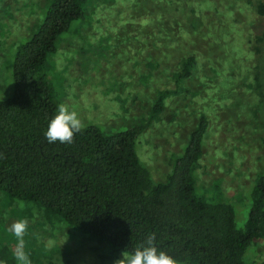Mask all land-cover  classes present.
<instances>
[{
  "label": "trees",
  "instance_id": "trees-1",
  "mask_svg": "<svg viewBox=\"0 0 264 264\" xmlns=\"http://www.w3.org/2000/svg\"><path fill=\"white\" fill-rule=\"evenodd\" d=\"M86 1L50 0L37 31L15 51L14 90L0 101V194L10 202L32 204L48 221L63 222L107 245L112 264L119 254L131 252L152 233L156 234L158 250L179 264H264V251L257 255L255 250L264 242V172L256 170L258 174L255 171L252 177L239 226L234 209L237 202L228 201L221 182L204 187L197 176L210 121L204 106L198 108L197 91L185 83L203 74L201 62H209L210 55H215L206 32L198 31L204 18L202 10L209 9L198 0H184L193 14L190 25L174 21L181 30L179 37L191 34L198 47L182 54L179 68L170 70L168 78L173 86L155 91L149 98L128 99L144 102L146 118L130 121L129 126L115 132L87 125L72 144L48 142L47 125L61 102L43 69L58 51L62 35L71 31L74 22L84 19ZM229 1L221 4L217 17L226 26L224 34L231 36L240 74H246L247 79V73L257 68L255 47L264 45V0ZM76 26L86 29L82 24ZM176 33L167 36L170 46L180 42ZM252 55V64H248ZM218 59L221 57L212 62ZM210 71L211 76L201 86L209 97L213 84L209 82H216L219 95L210 97V103L226 104V90L234 79L221 77L224 71L217 67L210 66ZM141 79L145 81L147 76ZM179 96L187 106L197 105L193 111L197 121L173 160L170 174L155 182L144 161L142 134L161 121L167 101ZM12 239L16 242L14 236ZM7 245L4 242L0 248V262L17 264Z\"/></svg>",
  "mask_w": 264,
  "mask_h": 264
},
{
  "label": "rangeland",
  "instance_id": "rangeland-1",
  "mask_svg": "<svg viewBox=\"0 0 264 264\" xmlns=\"http://www.w3.org/2000/svg\"><path fill=\"white\" fill-rule=\"evenodd\" d=\"M226 1H197L209 8L201 12L204 18L198 31L206 32L215 55L209 54L212 56L209 62L203 59L200 66L204 67V73L185 85L197 91L198 108L204 106L210 121L197 170L199 182L204 187L217 180L221 182L224 196L233 204L237 202L234 209L239 226L244 220L242 203L246 201L252 177L257 171L264 172V45L255 47L259 56L256 70L248 72L247 79L246 74L241 76L230 45L231 36L224 34L226 26L217 17V10L222 12L221 4ZM49 2L0 0V101L10 97L14 90L15 51L37 31ZM186 4L184 0H87L84 19L74 22L71 31L62 35L58 51L49 57L43 69L60 102L74 107L85 126L96 125L106 132L120 131L130 121L146 118L144 102L128 99L149 98L155 91L173 86L168 78L170 70L179 68L182 54L198 47L191 34L180 38L181 30L174 23L190 25L193 14ZM77 24L86 29H77ZM172 31L177 32L178 45L170 46L167 41ZM259 33L261 30L254 34ZM254 55L248 64H252ZM217 57L221 59L212 62ZM210 66L224 71L221 77L229 75L234 79L226 90L229 97L226 104L210 103V97L219 95L216 82H209L213 83L209 97L201 86L212 74ZM143 75L147 76L145 81L141 79ZM195 105L187 106L181 96L171 98L161 121L142 134L144 161L152 169L155 182L164 181L170 174L173 160L197 121V113H193ZM18 219L29 221L24 250L32 256V264H112L107 245L63 222L48 221L32 204L24 203L21 208L19 201L10 202L0 194V248L7 243L9 256L15 253L17 241H13L8 228ZM255 250L257 255L262 253L264 242Z\"/></svg>",
  "mask_w": 264,
  "mask_h": 264
},
{
  "label": "clouds",
  "instance_id": "clouds-1",
  "mask_svg": "<svg viewBox=\"0 0 264 264\" xmlns=\"http://www.w3.org/2000/svg\"><path fill=\"white\" fill-rule=\"evenodd\" d=\"M84 128L85 124L78 111L66 103H60L57 105V114L47 125L45 137L49 143L58 141L62 144H72L75 135L82 133ZM19 206L23 208L24 202L20 201ZM28 228L29 221L27 219H18L8 228L17 241L14 253L17 264H32L30 255L24 250V237ZM0 264H4V262H0ZM113 264H179V262L165 251L158 250L156 234L152 233L131 252L127 250L122 252L121 258L114 260Z\"/></svg>",
  "mask_w": 264,
  "mask_h": 264
}]
</instances>
